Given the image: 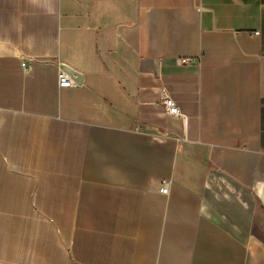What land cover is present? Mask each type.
<instances>
[{"label": "crops", "instance_id": "0c3cea01", "mask_svg": "<svg viewBox=\"0 0 264 264\" xmlns=\"http://www.w3.org/2000/svg\"><path fill=\"white\" fill-rule=\"evenodd\" d=\"M263 190L264 0H0V264H264Z\"/></svg>", "mask_w": 264, "mask_h": 264}, {"label": "built area", "instance_id": "2783aa9c", "mask_svg": "<svg viewBox=\"0 0 264 264\" xmlns=\"http://www.w3.org/2000/svg\"><path fill=\"white\" fill-rule=\"evenodd\" d=\"M256 33H258V31H256ZM181 60L183 62L191 61V59H189V58H183ZM22 65L25 68L26 63L23 62ZM58 80H59V85L63 86V87H70V86L74 85V81H73L72 77L64 70H60L59 75H58ZM165 106H166V111L168 114L177 115V116L181 114V110H180L179 106L175 103V101L173 99L167 98L165 100ZM168 189H169L168 183L164 182L163 186L161 187V191L164 193H167Z\"/></svg>", "mask_w": 264, "mask_h": 264}, {"label": "water", "instance_id": "95a60500", "mask_svg": "<svg viewBox=\"0 0 264 264\" xmlns=\"http://www.w3.org/2000/svg\"><path fill=\"white\" fill-rule=\"evenodd\" d=\"M65 70H67L71 75L76 76V77H80L81 74L78 71H75L74 69H70L69 67H65ZM262 200L264 202V190L262 193Z\"/></svg>", "mask_w": 264, "mask_h": 264}]
</instances>
